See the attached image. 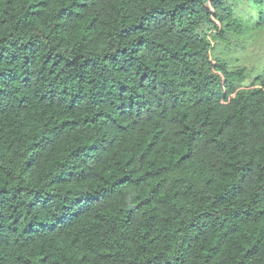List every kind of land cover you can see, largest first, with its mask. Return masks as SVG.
<instances>
[{
    "label": "trees",
    "instance_id": "16d2710c",
    "mask_svg": "<svg viewBox=\"0 0 264 264\" xmlns=\"http://www.w3.org/2000/svg\"><path fill=\"white\" fill-rule=\"evenodd\" d=\"M262 21L0 0V264H264V57L220 55Z\"/></svg>",
    "mask_w": 264,
    "mask_h": 264
},
{
    "label": "rangeland",
    "instance_id": "374dc122",
    "mask_svg": "<svg viewBox=\"0 0 264 264\" xmlns=\"http://www.w3.org/2000/svg\"><path fill=\"white\" fill-rule=\"evenodd\" d=\"M250 26L251 32L247 38H241L239 42L232 39L225 48L221 47L220 49V55L226 60L230 68L246 67L248 69L250 77L244 85L251 84L256 75L254 73L259 71L256 69L257 59L264 57V22L252 23ZM260 64L262 66L261 61Z\"/></svg>",
    "mask_w": 264,
    "mask_h": 264
}]
</instances>
